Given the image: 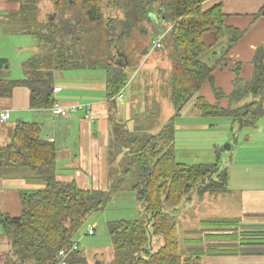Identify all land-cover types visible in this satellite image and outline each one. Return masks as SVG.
Returning <instances> with one entry per match:
<instances>
[{"label": "trees", "instance_id": "1", "mask_svg": "<svg viewBox=\"0 0 264 264\" xmlns=\"http://www.w3.org/2000/svg\"><path fill=\"white\" fill-rule=\"evenodd\" d=\"M45 1L46 7H51L48 19L39 23V31L30 34L43 54L23 65L24 79H0V98L10 97L15 87H26L32 110L55 106L56 71H103L107 97L116 96L129 81L124 67L128 55L123 49L138 26L149 21L151 15L168 26L163 31L162 49L170 57L169 101L175 116L157 135L122 134L134 153L126 172L135 179L132 191L144 216L109 225L114 249L110 264H200L198 256H180L176 213L194 192L199 195L225 192L228 172L220 165V149L215 151L213 164L190 166L176 162L174 121L195 98V107L202 117L230 118L238 131L255 128L264 116V44L255 52V72L250 81L242 80L239 66H235L233 91L226 97L216 88L213 74L217 68L226 67L223 60L242 33L224 25L222 5L204 11L202 6L208 0ZM20 2L25 15L31 12L38 16L39 7L43 6L42 0ZM260 15H264V8L256 17ZM222 37L227 38V46L219 59L215 64L203 62L201 56L213 45L221 44ZM206 38L213 43H206ZM4 62L0 60V66ZM205 83L211 85L216 100L228 99L227 109L209 104L199 96ZM56 151V145L45 139L39 124L26 122L17 123L10 141L0 147V175L19 172L42 185L40 189L20 192L19 218L0 217V226L10 235V264H57V252L73 243L74 234L93 213L104 211L118 190L119 182L102 191L84 190L74 182L59 181ZM166 206L171 208L170 212ZM208 224L215 229L231 225L225 220ZM151 235L162 238L156 252L149 250ZM244 238L238 247L240 253L264 255V233Z\"/></svg>", "mask_w": 264, "mask_h": 264}, {"label": "crops", "instance_id": "2", "mask_svg": "<svg viewBox=\"0 0 264 264\" xmlns=\"http://www.w3.org/2000/svg\"><path fill=\"white\" fill-rule=\"evenodd\" d=\"M219 4L222 5L224 25L235 28L242 33L239 41L223 60L226 67L217 68L213 74L216 88L227 97L233 91V80L235 79L233 70L236 65L239 66V75L242 80L250 81L254 75L255 52L264 44V15L259 17L256 15L264 8V0H208L202 7L204 11H207ZM40 10L37 16L38 23L46 20L47 14L44 12L46 10L50 12L51 7H46V10L40 8ZM23 14L20 0H0V60H5L2 67L5 65L12 48L17 59L21 58L19 65H24L25 61L29 59L22 58L25 55L24 45L29 35L26 32L18 33L15 29ZM157 24L160 34L168 30V26H165L163 22L157 21ZM165 32H163V36ZM152 41L154 40L146 41L143 47L138 48L137 46V54L140 57L143 56L141 68L138 67L139 70H142L151 59L160 60L168 56V51L162 49V41L160 49L154 48ZM219 42H221L219 46L215 44L207 51V63L215 64L227 46L226 37H222ZM210 43H213L212 39L209 40L208 44ZM217 46L218 48H216ZM28 49H30L29 52L36 50L35 47ZM155 50L162 52L155 54ZM27 57L31 58V55L28 53ZM125 62L124 67L128 74V67H130L128 56ZM138 69L133 71L132 76L128 75L129 81L123 90L124 96L114 101L110 100L111 97H107L106 78L103 71L54 72V90L57 89V92H54L55 105L61 107L79 106L74 113L67 116H56L51 109L32 110L30 108L29 89L15 87L10 97L0 98V113L3 111L10 113L8 121L0 122V147L10 141L17 123L39 124L45 139L56 145L55 170L59 181L74 182L80 189L84 190L102 191L109 190L119 182L118 190L113 194V198L119 201L129 199L137 204L136 193L132 191L135 179L132 173L126 172L130 169L134 153L124 142L122 134L127 132L130 134L157 135L166 123L175 116V111L169 101L168 79L171 63L167 61L162 65V68L155 67L152 71L150 70L148 75V86H150L144 91L149 95L145 96L143 93V96L140 97L143 105H140L139 100L133 97L131 89L134 86L135 78H137L135 75ZM139 86L145 89L143 84H139ZM199 96L207 103L217 104L222 109H227L230 106L226 97L216 100L209 83L202 86ZM117 101H119L118 104ZM194 107L195 98L190 100L175 118V149L178 131H188V135L189 133L197 135L202 132L211 135L214 125L217 126L219 122L202 117L196 107L193 109ZM146 115L155 117L156 120L154 121V118L146 120ZM138 116L140 117L137 118ZM143 117L142 121L138 120ZM263 121L264 116L258 120L256 127L252 129L261 131L264 126L259 127L258 123ZM223 122L229 124V121ZM226 169L228 170L227 167ZM127 177L131 178V182H128V185L131 186L128 187L129 189L121 186ZM40 188H42L41 184L32 181L31 178L19 172L0 175V217L19 218L22 214L20 192ZM193 195L196 198L190 197L189 203L190 200L194 199L196 200V208L201 207L205 210V212L199 213L196 219L198 226L201 227L196 226L195 230H190L182 221L180 237L184 238V243V241H188L186 238L194 236L193 243L196 248L193 249L194 253L197 254L196 256L200 258V264H264V255L243 254L238 251L244 237L246 239L247 236L264 233V186L259 179H237L232 178L228 173L225 192L218 195L208 193L199 195L194 192ZM137 206L138 208L141 207L138 204ZM184 207L185 204L180 206V208ZM179 214L181 213L178 208L176 218H179ZM215 220H225L231 225L222 229H215L210 226L206 230L207 225H209L208 222ZM184 245L186 246L185 243ZM197 248H199V252H197ZM186 250L190 251V248L186 247ZM234 252L236 254H233ZM10 263L9 242H0V264Z\"/></svg>", "mask_w": 264, "mask_h": 264}, {"label": "rangeland", "instance_id": "3", "mask_svg": "<svg viewBox=\"0 0 264 264\" xmlns=\"http://www.w3.org/2000/svg\"><path fill=\"white\" fill-rule=\"evenodd\" d=\"M41 4L43 6L40 5V8L46 10V5H48V3L45 0H42ZM45 12L46 14L49 13L47 10ZM148 18L149 21L142 22L138 26L137 31L134 32V35L129 39L128 44L124 45L123 50L128 55L130 64V67H128L129 76H132L133 71L137 70L139 66L141 68L140 64L143 62V56L140 57V55L137 54V46L138 48L143 47L146 41L155 40L159 37V26L156 22L159 20L154 16H149ZM45 19H48V16ZM15 29L18 33L26 32L27 35H29L27 36L26 43L24 45L25 55L22 57L23 59H31L36 55L43 54L42 49L37 46L38 44L34 37L30 35L31 32H37L40 29V24L37 21V15L35 13L27 12L26 15L23 14L19 18V23ZM141 30L143 31L140 32ZM144 32L147 34L142 35ZM209 40L210 38H206V43H208ZM116 46H118L117 43ZM218 46L216 48H218ZM30 47H35L36 50L29 52L30 49L27 50V48ZM12 51L13 48L8 55L9 57L5 65L0 67V79L21 80L25 77L23 65H19V60L21 58L17 59L16 55L13 54ZM161 52L162 51L160 50H155V54H160ZM28 53L31 55V58L27 57ZM206 57L207 54H204L200 59L203 62H206ZM27 61H25V63ZM167 61L170 62L169 56L160 60L151 59L144 66V68H142V70L138 69V71H136L135 76L137 78H135L136 80L133 84L134 86H132L131 89L133 97L139 100L138 102L140 105H143V101L140 99V97L143 96V93L145 96L149 95L144 91H146L147 87L150 86H148V75L150 70L152 71L155 67L158 69L162 68V65L167 63ZM138 72L140 73L137 76ZM104 75L106 78L105 73ZM139 84H143L145 89L144 87H142L143 89L140 86L138 87ZM250 100L251 98L248 99V101ZM118 103L119 101H117V104ZM150 103H152L151 100ZM154 105L155 103L153 106ZM193 109H195V107ZM139 117L140 116L137 118ZM145 118H147L146 120H148V118H154V121L156 120L155 117L148 115H146ZM143 119L144 117L138 120L142 121ZM206 119L219 121L217 126L214 125L211 135H209L210 133L206 135L204 132L198 133L197 135L195 133H189L188 135V131H178L177 146L175 149L176 161L185 165L213 164L216 161L214 152L217 149H220V165L228 168L227 171L232 178L259 179L264 186V121L258 123L259 127H263L261 131H258V129H243L238 131L235 126H233L230 119ZM223 121H229V124L228 122L224 124L225 122ZM225 146H229V150H226ZM128 182H131V178L127 177L124 179V182L121 183V186L129 189L131 186L128 185ZM190 197L196 198L193 193L188 198L190 199ZM195 203L196 200L194 199L190 200V203L186 200V202L184 201L180 205L182 207V205L185 204L184 208H180V206L178 207L181 214H179V218H176V220L178 226L179 253L181 257L197 255L194 253L193 249L196 248L193 243L194 236L186 238L188 239L187 242L184 241L186 246L183 243L184 238L180 237L183 226L182 221L186 223L188 229L195 230L196 226H198L196 219L198 218L199 213L205 212V210L201 207L196 208ZM137 204L129 199H121L119 201L118 199L115 200L112 198L104 211L93 213L73 236V243H77L79 250L70 258L71 264H110L114 258V249L109 237V225L117 221H133L143 218V211L141 210L139 204L140 208H138ZM165 209L167 212H170L171 210L169 206H166ZM200 227L201 226L199 225L198 228ZM89 228H94V235L88 236L86 234ZM208 228L210 227L207 225V229H205L208 230ZM148 229L151 232L150 226H148ZM4 241L10 242V235L1 227L0 242L3 243ZM162 243L161 237L151 235L149 250L151 252H156ZM186 247L190 248V251L186 250ZM197 252H199V248H197Z\"/></svg>", "mask_w": 264, "mask_h": 264}, {"label": "built area", "instance_id": "4", "mask_svg": "<svg viewBox=\"0 0 264 264\" xmlns=\"http://www.w3.org/2000/svg\"><path fill=\"white\" fill-rule=\"evenodd\" d=\"M163 35L158 37L156 40L152 41V46L154 48L160 49L161 48V41H162ZM54 92H57V89L54 90ZM124 96V91L122 90L120 93H118L116 96L111 97L110 100L114 101L116 99H121ZM79 106L77 105H70L68 107H61L55 105L53 108H51L52 112L56 116H67L69 114L74 113ZM10 119V113L9 111H3L0 113V122L4 123ZM88 236L94 235V228H89L86 232ZM78 251V245L77 243H72L69 247H65L60 249L56 254L57 264H69L70 258Z\"/></svg>", "mask_w": 264, "mask_h": 264}, {"label": "water", "instance_id": "5", "mask_svg": "<svg viewBox=\"0 0 264 264\" xmlns=\"http://www.w3.org/2000/svg\"><path fill=\"white\" fill-rule=\"evenodd\" d=\"M226 150H229V146H225Z\"/></svg>", "mask_w": 264, "mask_h": 264}]
</instances>
